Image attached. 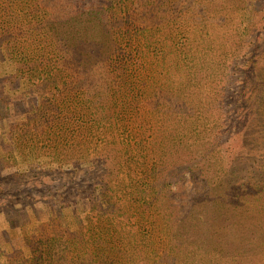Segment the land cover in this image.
Wrapping results in <instances>:
<instances>
[{
  "label": "trees",
  "instance_id": "16d2710c",
  "mask_svg": "<svg viewBox=\"0 0 264 264\" xmlns=\"http://www.w3.org/2000/svg\"><path fill=\"white\" fill-rule=\"evenodd\" d=\"M3 64L10 158L90 178L14 264H264V0H0Z\"/></svg>",
  "mask_w": 264,
  "mask_h": 264
},
{
  "label": "rangeland",
  "instance_id": "374dc122",
  "mask_svg": "<svg viewBox=\"0 0 264 264\" xmlns=\"http://www.w3.org/2000/svg\"><path fill=\"white\" fill-rule=\"evenodd\" d=\"M10 73V67L3 64L0 76L7 78ZM4 87L0 88V264H14L12 254L26 253L30 245L25 235L27 239L47 235L59 225V219L60 225L70 232L76 230L81 214L88 209L87 200L77 194V187L87 184V178L90 182V178L88 172L74 175L72 168L76 163L57 169L33 167L19 153H15V161L10 158L16 146L15 128L33 113L30 101L34 96L21 85L15 90ZM79 206L81 214L76 212Z\"/></svg>",
  "mask_w": 264,
  "mask_h": 264
}]
</instances>
